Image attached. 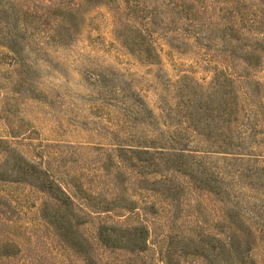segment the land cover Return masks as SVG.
I'll list each match as a JSON object with an SVG mask.
<instances>
[{"label": "rangeland", "instance_id": "1", "mask_svg": "<svg viewBox=\"0 0 264 264\" xmlns=\"http://www.w3.org/2000/svg\"><path fill=\"white\" fill-rule=\"evenodd\" d=\"M15 9L0 10V176L8 156L25 159L67 189L83 188L95 208L134 202L140 216L75 197L70 245L42 218L53 205L48 195L0 181V264H206L186 253L193 242L229 234L222 225L228 203L180 174L170 184L173 199L160 188L149 191L147 180L160 175L131 157L169 138L197 147L199 138L186 130L184 94L197 83L209 88L217 70L233 75L242 105L253 107L244 94L252 93L249 81L264 92V54L256 68L243 56L264 38V0H16ZM128 31L154 57L128 46ZM259 110L260 127L249 140L264 155V106ZM218 156L197 161L219 172L232 157ZM257 164L264 166V157L237 167ZM138 222L150 230L144 253L98 239L103 224ZM252 257L264 264V233L256 234Z\"/></svg>", "mask_w": 264, "mask_h": 264}, {"label": "trees", "instance_id": "2", "mask_svg": "<svg viewBox=\"0 0 264 264\" xmlns=\"http://www.w3.org/2000/svg\"><path fill=\"white\" fill-rule=\"evenodd\" d=\"M8 1L10 6L5 5L0 10H16V0ZM90 1L83 0L85 3ZM54 10L80 9L56 7ZM124 38L128 46L138 50L142 57L146 55L154 57V50L143 48L134 34L128 31L124 33ZM227 48L232 54L240 51V48L236 46ZM245 52L248 54L243 56V62L247 66L256 68L260 63V55L264 54V38L252 44L251 48ZM249 84L253 86L252 93L246 92L244 97L246 95V101L248 98L249 102L253 103V107L247 104L242 105L241 94L236 89V80L233 75L228 74L226 70H217L209 88L206 89L197 83L195 88L184 94L188 123L186 130L199 138L196 140L197 147L192 148L191 145L194 142L186 143L182 139L169 138V141L161 147L154 146L149 150L138 148L134 150V155L131 157L138 160V166L145 164L149 174L160 175L159 180H147L150 185L149 191L159 193L160 188L168 195L167 198L173 199L176 194H173L174 190L170 184L180 174L190 178L192 183L202 186L201 189L204 191L228 203V207L223 212L222 225L229 229V234L222 239L217 236L208 237L202 240L200 245L191 242L194 250L186 253L201 257L206 264H259L252 257V252L256 234L264 233V166L257 164L237 167L238 164L254 162L264 157L260 154L259 142L249 140V136L258 133L260 127L258 115L259 109L264 106V92L261 91L262 86L258 82L249 81ZM254 95L257 96L256 100H253ZM218 155L232 157L224 159L230 162V166L220 169L219 172H211L210 169L202 166L203 162L197 161L198 158L206 160L214 156L219 157ZM192 159L195 160L194 163ZM7 164L9 166L5 174L0 176L2 177L0 181L12 184L28 183L48 195L53 205L44 206L42 218L56 227L64 243L71 245V241L77 237L73 224L75 197H82L94 209L105 212H111L108 209H121L132 217L140 216L134 202L117 205L115 208L110 206L95 208L89 200L91 195L83 188L73 186L70 188L73 191L71 192L65 184L51 177L37 164L25 159L8 156ZM236 185L244 187L249 192L239 193L240 190H236ZM168 186L170 189L167 188ZM149 236V228L139 222L127 227L103 224L98 229V239L106 248L128 249L133 254H141L147 250ZM4 247L18 249L12 243H6ZM12 255L15 253L4 254L7 257ZM167 264L178 263L170 258Z\"/></svg>", "mask_w": 264, "mask_h": 264}]
</instances>
